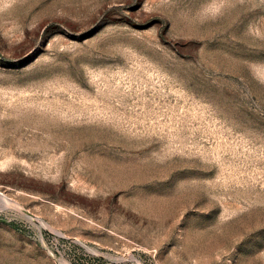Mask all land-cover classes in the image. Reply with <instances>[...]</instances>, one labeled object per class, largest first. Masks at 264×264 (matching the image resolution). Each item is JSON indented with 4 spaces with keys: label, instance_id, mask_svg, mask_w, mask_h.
<instances>
[{
    "label": "rangeland",
    "instance_id": "rangeland-1",
    "mask_svg": "<svg viewBox=\"0 0 264 264\" xmlns=\"http://www.w3.org/2000/svg\"><path fill=\"white\" fill-rule=\"evenodd\" d=\"M0 193V264H264V0H0Z\"/></svg>",
    "mask_w": 264,
    "mask_h": 264
},
{
    "label": "bare ground",
    "instance_id": "bare-ground-1",
    "mask_svg": "<svg viewBox=\"0 0 264 264\" xmlns=\"http://www.w3.org/2000/svg\"><path fill=\"white\" fill-rule=\"evenodd\" d=\"M0 199H1L6 205L11 201L6 195L1 194V193H0ZM17 205H18V204H17ZM39 221H40V223L46 225L45 222H44L43 220H39Z\"/></svg>",
    "mask_w": 264,
    "mask_h": 264
}]
</instances>
